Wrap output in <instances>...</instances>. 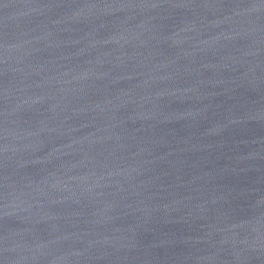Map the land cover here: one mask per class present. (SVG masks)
<instances>
[{
  "label": "water",
  "instance_id": "obj_1",
  "mask_svg": "<svg viewBox=\"0 0 264 264\" xmlns=\"http://www.w3.org/2000/svg\"><path fill=\"white\" fill-rule=\"evenodd\" d=\"M0 264H264V0H0Z\"/></svg>",
  "mask_w": 264,
  "mask_h": 264
}]
</instances>
